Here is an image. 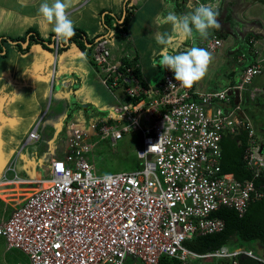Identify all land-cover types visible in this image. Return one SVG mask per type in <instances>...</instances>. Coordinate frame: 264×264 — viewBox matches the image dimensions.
Segmentation results:
<instances>
[{"label": "built area", "instance_id": "1", "mask_svg": "<svg viewBox=\"0 0 264 264\" xmlns=\"http://www.w3.org/2000/svg\"><path fill=\"white\" fill-rule=\"evenodd\" d=\"M223 1L205 4L218 9ZM120 36L126 35L121 32ZM51 41L55 53L60 41L55 34ZM248 43L250 62L243 54L236 58L237 63L245 60L238 82L201 92L195 85L181 88L167 69L157 83L147 84L138 77L136 61L112 55L105 38L95 41L90 62L100 84L117 92L121 101L114 95L116 104L111 109L65 130L63 155L49 160L46 179L40 175L30 182L13 170L11 178L2 177V188L48 183L27 196L17 194L19 199L1 218L5 249L19 250L28 264H124L127 258L137 264H158L161 257L180 264L191 259L236 264L238 256L262 262L252 251L239 247L226 245L198 255L183 246L194 236L223 230L222 220L212 216L219 208L241 216L248 205L262 198L264 149L235 101L264 65L254 40ZM201 46L213 53L221 41L211 33ZM130 132L141 137L136 150L140 169L96 175L87 157L96 141L114 145ZM239 132L247 137L244 168L257 185L219 172V141ZM37 139L33 129L23 146Z\"/></svg>", "mask_w": 264, "mask_h": 264}, {"label": "crops", "instance_id": "2", "mask_svg": "<svg viewBox=\"0 0 264 264\" xmlns=\"http://www.w3.org/2000/svg\"><path fill=\"white\" fill-rule=\"evenodd\" d=\"M208 1L209 0H72V5L67 10V14L73 20L75 30L81 31L84 34L83 36L87 38L94 36L105 38L109 43V49L112 55L115 57H123L126 60L136 61L141 80L147 84L153 85L162 78V76L156 77L155 73L160 72L161 67L157 66L154 68L152 63L153 60L158 61L163 54H176L179 48H186L184 51L193 46L202 48L201 44L205 40L195 33L193 37L190 38L185 37L178 31L174 32L171 26L166 22L168 12L174 11L176 14L182 15L194 10V8L197 7V3L205 4ZM41 3L42 0H0V21H5L6 25L9 23L11 26V28L6 29L4 32L0 30V92H2V95H0V106L4 108L3 113L6 115V118H8L3 121L8 127L21 117L26 102L23 98V92L21 94L22 98H19L10 93L11 89L26 90L28 96L30 95L29 98L33 99L47 88V79L45 78L43 67L44 63L50 62L48 61V55L51 53V48L48 46L52 44L51 40L54 32L51 26L38 15V8ZM257 3L264 5V1L259 2L258 0H250L246 3L243 0H224L218 8L220 12L218 20L221 24V28L219 30H210V34H216L220 41H222V44L226 39H228L230 45L237 39H241L242 41L245 40L244 42L246 44V40L249 38L247 33L249 30H247V28L253 26V17L245 19L244 22L238 21L234 23V27L231 29V24L228 22L227 18V9L228 6L230 7L231 4H234L232 14L235 15L234 11H239V14H241L247 7ZM239 4L244 5V7ZM125 11L127 12L126 17H128V23L124 28L126 36L121 37L120 32L115 34L111 30L109 23L103 20V17L106 13H109L112 15L113 20L120 24V21L122 22L125 16ZM103 12L105 13L103 14ZM121 17L122 20L120 19ZM102 29H106L107 31ZM255 31L259 37L253 39L250 36V38L254 40L260 53L264 56V30L256 27ZM107 35L108 38H106ZM114 35L118 39H115ZM230 35L234 37L232 41ZM26 36V44H23ZM29 36L32 38L29 39ZM83 36L75 38L71 43L66 42L65 44L64 42H60L59 48H61L60 52H62V56L59 62L58 73L65 74L66 71L63 69L67 64L72 65L67 72H69V78L74 80V83L71 84L68 80L58 83L57 90L55 91V104L58 105L59 98L63 100L68 94H71L72 97H75L76 107L74 104H71L66 108V114L63 116L54 111L53 114L57 115L50 121V127H52V129L56 127V130H58L57 128L60 125L63 126L64 129H67L73 125L84 124L90 119L111 109L116 104V100H121L117 92L111 93L98 81V72H96V69L90 62L91 46H87L89 52L84 50L83 47L81 48L80 44L85 41ZM31 39L33 40L30 41ZM160 39H166L168 41V46H162L158 42ZM115 41H119V43L116 44ZM54 54L58 55L59 50ZM234 60L236 61V58H234ZM146 62L152 67H149L152 70L151 72L148 71V64ZM237 64L239 65V63ZM211 67L213 68L215 65L212 64ZM241 67L242 65H239L237 68L231 69L226 75H223L222 79H224V81L213 82L214 85H212V87H202L201 89L200 87H196V84L195 87L198 91L207 92L233 85L239 80ZM163 72L164 68L161 69L162 75ZM53 73H57L55 68ZM88 76L92 77V81L88 79ZM90 82L93 83L92 88L94 87V91L91 90L92 88L90 91H88V88H84V85ZM210 83H212V81ZM4 89H6L5 92ZM63 90L66 91L62 92ZM60 92H62V94ZM114 95L117 97L116 100ZM235 98V101H238L240 104L241 96L238 95ZM95 105L98 110L103 111L89 117L86 121H71L68 119L75 114L88 115L89 111H92ZM74 109H77V111L75 110L72 112ZM9 112H11L12 115ZM32 124L33 120L29 119L25 130L18 139L14 138L16 136V131L12 132V128H1L4 131L0 133V180L3 176L6 177L9 163L12 160L11 155L13 154V146L10 142L13 140L15 141V145L13 144L14 148L20 146V144H24L28 133L34 129H32ZM7 131L9 133H6ZM8 139L10 140V142L8 141L9 145L6 141ZM13 171L15 172V170ZM40 175V172L34 169V178L28 179L27 181H37ZM3 191H7L5 194L3 193L7 199L0 198V210L4 203L11 201V203H13L11 206H13L15 201L19 199L16 197L18 192L14 190ZM3 212L9 213L7 207L4 208ZM3 212L1 213V218L7 216L6 214V216L3 217ZM1 241L4 247L1 253L4 257L13 249L6 250L2 239ZM26 263L28 264V262ZM13 264L18 263L13 262Z\"/></svg>", "mask_w": 264, "mask_h": 264}, {"label": "rangeland", "instance_id": "3", "mask_svg": "<svg viewBox=\"0 0 264 264\" xmlns=\"http://www.w3.org/2000/svg\"><path fill=\"white\" fill-rule=\"evenodd\" d=\"M243 1L246 3L249 2L250 0H243ZM233 6L234 4H232L230 7L228 6L227 9L228 11L227 14L231 16L229 19L230 20L229 22L231 24V29L234 27V23L238 21L244 22L245 19H249V17H253L254 20L252 21V24L255 23L254 24L255 27L262 28L264 30V5L257 3L253 6L247 7L241 14H239V11L238 12L234 11L235 15H233L231 11L233 9ZM240 6L244 7V5H240ZM104 13L105 12H103V14ZM105 21L109 23V27H111V30L113 31L116 24L115 21L113 20L112 15L106 13ZM127 23H128V17H126L124 26H126ZM9 28H11L9 23L6 25L5 21L3 22L0 21L1 31L4 32L6 29ZM119 29L122 28L118 26V30ZM102 30L107 31L106 29H102ZM247 33L253 35L252 32L247 31ZM255 36L259 37L257 35ZM114 37L115 39H118L116 38L115 35ZM232 38L234 37L231 36L230 38L231 41L233 40ZM26 39L27 36L23 44H26ZM32 40L33 39H31L30 41ZM244 41L245 40L242 41L241 39H237L233 41L234 43L232 45L228 43V39L224 40L223 44L221 41V46L219 47V49L211 53L213 60L209 67V71L207 75L204 77L203 80L196 83V87H200L201 89L202 87L205 88L212 87L214 83L221 82V80L224 81V79H222L223 75H226V73L229 72L231 69L237 68V66L241 65L245 60H242L241 61L242 63H239L238 65L234 60V58H237L240 54H243L245 56L247 55L249 48ZM115 43L118 44L119 41H115ZM58 50H59V54L56 55L54 54V48H51L50 50L51 53L48 55V61L50 62L44 63V67H43L45 71L44 75L45 78L47 79L46 80L47 88L44 92H41L40 94H38V96H35L33 99H31L29 98L30 95L28 96L26 90L11 89L10 93L13 96L19 98H22L21 94L23 92V98L26 100L23 112L21 114V117L18 118V121L13 122L8 127V125L5 122H3L5 119L8 118H6V115L3 113L4 108L0 106V133L4 131L2 130L4 128L6 129L7 127L9 129L12 128L11 130L12 132L16 131L15 134L16 136L14 138L18 139L25 130V127L29 119H32L33 120L32 129L33 128L35 129L36 134L38 136L37 141L30 142L25 146H23V144H20V146H17L15 148H14L15 145L14 140L12 142H10L9 139L6 140L8 145L10 142V144H12L13 146L12 148L13 154L11 155L12 160L9 163L10 169L7 171L6 178H11L13 176L12 170H15L14 173L18 177L22 179H27V178L32 179L34 178V169H37L40 172L42 179H46L48 175V161L51 159L60 158L61 155H63L61 154V149H62V144L64 143L65 140L64 133L66 129H64L63 126L61 125L57 128L58 130H56V127L52 129V127H50V123H51L50 121L52 120V118H54L57 115V114H53L54 111L55 113L57 112L58 114L63 116L66 114V108H68L71 104H74L75 106L76 101H75V97H72L71 94H68L67 97H65L63 100L62 98L58 99L59 100L58 105L55 104V99H56L55 91L57 90L56 88L58 86V83L63 82L65 80H68L71 84L74 83V80H71L69 78L70 77L69 72H67L70 70L72 65L67 64V66L63 69L64 71H66L65 74L58 73L59 62L62 56V52H60L61 48H59ZM147 64H148L147 69H149L148 71L151 72L152 67L149 66V63ZM212 64H214L215 67L212 68L211 67ZM54 68L55 71L57 70L56 74L53 73ZM161 69L162 68H160V72L155 73L156 77L162 76ZM91 78H92L91 76H88V79ZM90 81H92V79ZM211 81L212 83H210ZM92 86L93 83L90 82L87 85H84V88L86 89L88 88V91H90ZM91 90L94 91V87ZM5 91L6 89H4V92ZM65 91L66 90H63L62 92ZM62 92L60 93L62 94ZM0 95H2V92H0ZM240 96H241L240 108L242 114L251 124L255 137L262 144V148L264 149V65L262 66L261 73L255 76L250 82V84L242 88V90L240 91ZM75 110L77 111V109H74L72 112H74ZM101 111L103 110H98L95 105L92 111H89L88 115L75 114L70 116V118L68 119L71 121H83V120L86 121L89 117H92L97 113H100ZM9 113L12 115L11 112ZM6 133L9 132L7 131ZM95 140L96 139H94V141ZM140 141H141V137L137 132H130L123 134L121 140L117 141L114 145L108 143L107 140L96 141L91 156H87L89 163L93 167L94 173L98 176H101V175H108L119 172H128V171L140 169L141 161L137 160L136 158V150L140 145ZM1 186L4 185H0V187ZM39 187L40 185L15 186V187H5V188L1 187L0 198L7 199V197L5 198V196L3 195V193L5 194L7 191H3V190H14L18 192V194H24L23 196H27L28 194H30ZM18 190H23V192H20ZM11 204H13L11 203V201H8L7 203L3 204L0 210V219H1V213L4 211L5 207H7L8 212L11 211L12 209ZM6 214L7 212H3L2 216L5 217ZM235 245L238 246L239 248L252 251V253L258 258L262 257V251L255 243H241L236 241ZM3 248H4L3 243L0 239V264H13V262L15 263L17 262L18 264H27L26 256L16 249H13L9 254L3 257V254L1 253L3 251ZM124 264H135V262L131 258H127ZM185 264H229V260L226 261L224 259H205V260L191 259L186 261Z\"/></svg>", "mask_w": 264, "mask_h": 264}, {"label": "trees", "instance_id": "4", "mask_svg": "<svg viewBox=\"0 0 264 264\" xmlns=\"http://www.w3.org/2000/svg\"><path fill=\"white\" fill-rule=\"evenodd\" d=\"M258 1L262 2L264 0H258ZM126 13L127 12L125 11V16L122 22H120V24H117L116 23L117 21L115 22L116 26L113 29V32L115 34L119 32L120 33L125 32L124 25L126 21ZM230 17H231L230 15L227 16L228 22L230 21L229 20ZM103 20H105V15L103 17ZM118 26H120V28L122 29L118 30ZM255 29L256 27L254 26V24L253 26L247 28L249 32L253 33V35L248 34L249 36L248 40L250 39V36L253 39L256 37L255 35L257 34ZM83 35L84 34L81 31L75 30V35L71 38V40L68 41V43H71L75 38H80ZM83 37L85 41L84 43L80 44L81 48L83 47L84 50L89 52V48L87 46H91L94 43V40L99 36H94L91 38H87L86 36ZM30 38L32 37L29 36V39ZM106 38H108V35ZM248 40H246V45L248 46V48H250V44L248 43ZM38 41L41 42L40 40ZM246 57L248 58L247 63H249L250 62L249 49ZM137 74L138 77L140 78L139 72ZM246 141H247V137L244 132H239L237 135L234 136H229V135L222 136L219 141L220 158L218 161V168L220 174H231L232 177L238 182L251 180L254 185H257V182L255 180H252V177L249 174V172L245 170L242 161V155L244 148L246 147ZM40 186L43 188L45 187V185L43 184H41ZM212 216L222 220L224 224L223 230L215 234L194 236L190 240L184 242L183 246L185 249H187L192 253L202 255L211 252L213 250H216L221 246L227 245L228 247L229 246L238 247L235 245L236 241L241 243H255L262 251L261 260L263 263L245 256L236 257L235 263L264 264V190H262V198L259 201H256L248 205L243 215L238 216L237 213L234 212L232 209L219 208L215 213L212 214ZM132 260L135 262V264H137V262L134 259ZM158 264H180V263L174 259L161 257L158 261Z\"/></svg>", "mask_w": 264, "mask_h": 264}, {"label": "clouds", "instance_id": "5", "mask_svg": "<svg viewBox=\"0 0 264 264\" xmlns=\"http://www.w3.org/2000/svg\"><path fill=\"white\" fill-rule=\"evenodd\" d=\"M72 0H42L38 8L40 15L52 28L55 37L61 42H68L75 35V25L68 16L67 10ZM220 12L213 4H199L194 10L182 15L174 11L168 12L166 22L172 30L182 33L185 37H199L207 39L210 30H219L221 24L218 17ZM162 46H168L166 39L158 41ZM212 54L205 48L193 46L186 51L176 54H163L159 60H153V67L170 70L181 88L191 89L196 83L204 79L212 63Z\"/></svg>", "mask_w": 264, "mask_h": 264}, {"label": "bare ground", "instance_id": "6", "mask_svg": "<svg viewBox=\"0 0 264 264\" xmlns=\"http://www.w3.org/2000/svg\"><path fill=\"white\" fill-rule=\"evenodd\" d=\"M41 184L45 185L44 188H46L48 186V183H46L45 181H41Z\"/></svg>", "mask_w": 264, "mask_h": 264}, {"label": "water", "instance_id": "7", "mask_svg": "<svg viewBox=\"0 0 264 264\" xmlns=\"http://www.w3.org/2000/svg\"><path fill=\"white\" fill-rule=\"evenodd\" d=\"M121 20H122V18H121ZM121 22V21H120ZM101 37H99V38H97V39H95V41H98L99 39H100ZM65 43V42H64ZM66 44V43H65ZM49 48H52V44L51 45H49L48 46Z\"/></svg>", "mask_w": 264, "mask_h": 264}]
</instances>
